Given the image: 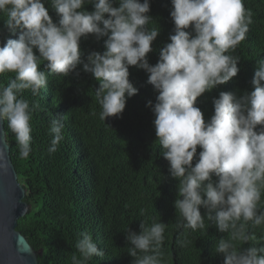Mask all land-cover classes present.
Instances as JSON below:
<instances>
[{
    "label": "clouds",
    "instance_id": "1",
    "mask_svg": "<svg viewBox=\"0 0 264 264\" xmlns=\"http://www.w3.org/2000/svg\"><path fill=\"white\" fill-rule=\"evenodd\" d=\"M49 3L57 22L44 0H0L5 27L17 33L0 46V74H15L6 85H0V124L7 121L19 158L27 160L33 150L31 120L39 107L30 106L23 93L30 90L33 96L39 95L49 75L73 73L82 63L81 38L106 37L105 50L91 51L83 63V70L99 81L95 90L101 108L99 119L121 116L127 99L138 92L129 79V67L145 70L148 83L158 92L155 104L148 101L146 105L155 115L156 141L169 163L170 176L179 181V198L174 202L179 213L176 227L204 229L203 208L208 221L219 232L229 234L214 248L223 254V264H264V244L248 228L249 223L254 228L264 226L260 207L264 190V58L256 61L252 91L241 96L221 91L213 98L214 113L208 120L196 106L198 97L240 71V57L232 53L246 39L253 22L243 0H171L174 34L160 49L155 65L149 63L147 54L160 30L148 27L152 22L150 0ZM85 4H91L93 10H87ZM42 61L47 62V73L40 68ZM63 129L62 116L51 120L49 155L64 139ZM198 147L201 150L193 165ZM0 169L7 170L2 152ZM165 227L163 222L149 226L142 221L139 233L127 228L126 241L131 245L127 252L134 258L133 264H164L160 249ZM181 236L179 244L187 246V237ZM245 244L249 246L243 247ZM76 249L79 256L72 255L71 264H87L91 258L105 255L88 231L79 233Z\"/></svg>",
    "mask_w": 264,
    "mask_h": 264
},
{
    "label": "trees",
    "instance_id": "2",
    "mask_svg": "<svg viewBox=\"0 0 264 264\" xmlns=\"http://www.w3.org/2000/svg\"><path fill=\"white\" fill-rule=\"evenodd\" d=\"M44 2L57 22L58 16L49 0ZM243 2L253 14V22L246 39L232 53L240 57V71L227 83L197 98L196 106L205 120L213 115V98L221 91L241 96L253 90L251 81L256 61L264 58V0ZM150 5L148 15L152 22L148 27L156 26L160 30L152 42L153 50L147 54L149 63L155 65L160 49L170 42V34H174V22L170 16L171 0H150ZM84 7L93 10L91 4ZM5 20L0 13V46L17 36L5 27ZM105 39L97 40L92 35L81 38L82 63L73 73L65 77L49 75L39 95L33 96L30 90L23 93L30 106H39L32 114L33 150L27 160L19 158L14 134L4 121L11 161L29 204L28 211L18 218L17 229L38 251L39 264H71V256H79L76 242L81 231H88L105 253L103 258L93 257L87 264H133L134 258L127 252L131 246L126 241L127 228L139 233L142 221L149 226L154 221L163 222L165 239L160 251L164 264H223V254L216 253L214 248L219 239H227L229 234L219 232L208 221L205 209L201 208L205 215L204 229L176 227L179 213L174 202L179 198V181L170 176L169 163L156 141L155 115L146 106L148 101L155 104L158 95L148 83L149 74L130 66L129 79L138 92L127 99L120 117L99 119L101 108L95 98L99 81L83 70V63L91 51L105 50ZM46 63L42 61L40 68L47 73ZM14 75L0 74V85H6ZM58 115L63 117L64 139L57 151L49 155L48 129ZM200 150L198 147L193 165ZM260 207L264 210V190ZM248 228L264 244V226L254 228L249 223ZM181 234L187 237V246L179 244Z\"/></svg>",
    "mask_w": 264,
    "mask_h": 264
},
{
    "label": "water",
    "instance_id": "3",
    "mask_svg": "<svg viewBox=\"0 0 264 264\" xmlns=\"http://www.w3.org/2000/svg\"><path fill=\"white\" fill-rule=\"evenodd\" d=\"M0 152L7 160V170L0 169V264H39L38 251L17 229L18 218L28 211L29 204L11 161L4 122L0 124Z\"/></svg>",
    "mask_w": 264,
    "mask_h": 264
}]
</instances>
